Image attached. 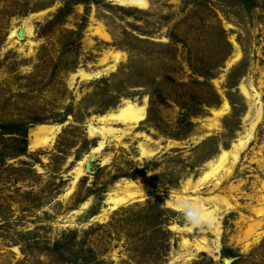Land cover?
Segmentation results:
<instances>
[{"label": "rangeland", "instance_id": "obj_1", "mask_svg": "<svg viewBox=\"0 0 264 264\" xmlns=\"http://www.w3.org/2000/svg\"><path fill=\"white\" fill-rule=\"evenodd\" d=\"M147 2L0 0V264H264V0ZM125 100L144 120L89 133ZM41 124L60 126L31 148ZM240 138L229 175L183 191ZM140 178L150 191L108 209ZM169 193L227 201L218 233L188 231Z\"/></svg>", "mask_w": 264, "mask_h": 264}, {"label": "bare ground", "instance_id": "obj_2", "mask_svg": "<svg viewBox=\"0 0 264 264\" xmlns=\"http://www.w3.org/2000/svg\"><path fill=\"white\" fill-rule=\"evenodd\" d=\"M121 5H130L137 8H145L148 4L147 0H113ZM23 25L25 26V29L28 34L31 33V27L25 20ZM15 33L14 30L10 32V36H13ZM105 34V33H104ZM102 33V35L104 36ZM106 37V36H104ZM112 54V53H111ZM107 57V56H106ZM112 57L114 58V61L119 59V54L114 53L112 54ZM105 58V57H104ZM105 61V60H104ZM104 71V70H103ZM79 74L81 77H91L92 75L98 74L96 73H87L84 71H79ZM93 77V76H92ZM243 92L246 93V91L243 89ZM146 99V98H145ZM145 101V100H143ZM228 108L227 100H223V103L221 105V108L218 110H214L213 113L215 115H221L223 111H225ZM145 102L142 104H138L136 102H132L130 100H125L122 104H120L116 109L109 111L107 113H104L103 115L97 116L96 119L101 123V126L95 127L91 124H89L88 130L90 134H100L102 139H104L106 136L111 135L114 133L115 129L111 128L109 123H120L127 127H134L136 126L140 121L144 120L145 118ZM59 126L55 125H45L41 124L38 125L36 129L31 131L30 134V144L29 147L31 148H37L40 146L49 145L56 133L59 130ZM250 136V133L246 134V138ZM116 137V136H115ZM245 139H238L235 143L232 144L231 148L229 150L222 149L214 158L208 160L206 162L207 169L203 172V174L197 179V181L193 184L190 183L189 180H187L184 184L183 191L186 192L189 188H198V185H201L203 182H205L208 178L215 177L216 182L215 185L218 184V182L225 176L229 175L232 171V168L235 164V161L238 158V154L240 149L245 145L246 142ZM104 141L101 140L98 142V145L94 147L91 152H98L103 147ZM142 154H148L149 152L146 151V149L141 148ZM88 160V155H85V157L78 162V166L74 169V180L73 183L77 179L79 175L83 172V164L85 161ZM193 189V190H195ZM151 187L149 186L148 182L145 178H140L138 180V183H135L133 181L124 180V182L117 187V190L111 192L107 199L106 204H108V209H114L120 205L141 199L144 195V192L150 191ZM167 204L172 209L178 210L177 204L173 202V198L179 200L181 198L178 194H171L168 195ZM182 198L185 201H197L200 203V206L204 209L206 220L204 222L205 225L208 227H211L214 229L216 233H218V222L216 221V212L218 210V203L224 202L225 205H228L227 201L222 200V198H219L217 196H211V197H200V196H190L186 194H182ZM211 203L210 206H207L206 204ZM86 205V204H83ZM185 207L188 208L187 213L188 216H195L196 213L193 212L191 208L188 207L187 204H185ZM107 211V210H106ZM179 211V210H178ZM103 215V214H102ZM175 226H173L174 228ZM193 227V224H190L186 229L188 231H191ZM187 240L186 238L183 239V244H186ZM197 247H205L207 251L211 253V248L207 245H202L200 243L196 244ZM197 248V249H199ZM213 252V251H212Z\"/></svg>", "mask_w": 264, "mask_h": 264}, {"label": "clouds", "instance_id": "obj_3", "mask_svg": "<svg viewBox=\"0 0 264 264\" xmlns=\"http://www.w3.org/2000/svg\"><path fill=\"white\" fill-rule=\"evenodd\" d=\"M181 196L179 200L173 198V202L177 204L178 210L181 212H187L188 208L185 207V204L188 205L189 208L196 213L195 216H188L187 219L189 223L193 224L196 227H202L203 223L206 220L204 209L200 206V203L197 201H185L182 198V194H178Z\"/></svg>", "mask_w": 264, "mask_h": 264}, {"label": "trees", "instance_id": "obj_4", "mask_svg": "<svg viewBox=\"0 0 264 264\" xmlns=\"http://www.w3.org/2000/svg\"><path fill=\"white\" fill-rule=\"evenodd\" d=\"M4 132L10 133V132H14L17 133L19 135L24 136L26 134V130L24 128H22L21 125H16L14 127L10 126V125H3L2 127ZM227 256H232V254H226Z\"/></svg>", "mask_w": 264, "mask_h": 264}, {"label": "water", "instance_id": "obj_5", "mask_svg": "<svg viewBox=\"0 0 264 264\" xmlns=\"http://www.w3.org/2000/svg\"><path fill=\"white\" fill-rule=\"evenodd\" d=\"M18 32H21V29L18 31ZM87 166H88V161L86 162Z\"/></svg>", "mask_w": 264, "mask_h": 264}]
</instances>
